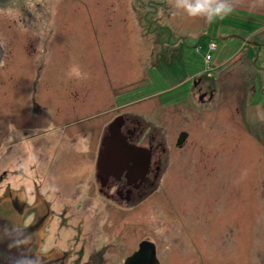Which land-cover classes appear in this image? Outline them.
<instances>
[{"label":"rangeland","instance_id":"rangeland-1","mask_svg":"<svg viewBox=\"0 0 264 264\" xmlns=\"http://www.w3.org/2000/svg\"><path fill=\"white\" fill-rule=\"evenodd\" d=\"M228 2L233 11L211 23L177 0H15L0 10V112L12 89L35 85L38 100L89 116L96 151L118 118L164 140L141 203L111 201L108 264L143 241L160 264H264V0Z\"/></svg>","mask_w":264,"mask_h":264},{"label":"flooded vegetation","instance_id":"flooded-vegetation-1","mask_svg":"<svg viewBox=\"0 0 264 264\" xmlns=\"http://www.w3.org/2000/svg\"><path fill=\"white\" fill-rule=\"evenodd\" d=\"M14 2L0 0V10ZM4 51L0 41V65ZM199 77L195 85H201ZM17 87L9 93L8 112H0V170L5 167L0 186L7 176L0 221L15 222L27 237L23 244L10 238L11 249L37 264H108L111 201L141 203L144 189L158 179L167 153L164 140L135 118H122V133L144 152L129 158L124 170L103 175L98 161L104 148H94L89 116L73 120L79 108L64 111L60 102L38 100L35 85ZM62 115L70 118L63 121Z\"/></svg>","mask_w":264,"mask_h":264},{"label":"water","instance_id":"water-1","mask_svg":"<svg viewBox=\"0 0 264 264\" xmlns=\"http://www.w3.org/2000/svg\"><path fill=\"white\" fill-rule=\"evenodd\" d=\"M120 120L118 118L111 123L108 134L103 139L104 150L101 151L98 161L99 170L103 175L124 170L130 163L129 158L139 157L144 152L142 148L128 142L127 137L121 131ZM186 137L187 133H182L178 143L181 144ZM0 225H5V222L0 221ZM10 246V238H0V264H12L16 257L22 256V253L11 249ZM156 253L154 243L143 241L139 249L128 257L124 264H160Z\"/></svg>","mask_w":264,"mask_h":264},{"label":"clouds","instance_id":"clouds-1","mask_svg":"<svg viewBox=\"0 0 264 264\" xmlns=\"http://www.w3.org/2000/svg\"><path fill=\"white\" fill-rule=\"evenodd\" d=\"M177 7L182 8L189 16H203L211 23L216 19H223L233 11L228 0H177ZM0 238H11L17 244L27 242V237L21 232L20 225L13 222L11 226L0 225ZM12 264H37L29 256H18Z\"/></svg>","mask_w":264,"mask_h":264},{"label":"built area","instance_id":"built-area-1","mask_svg":"<svg viewBox=\"0 0 264 264\" xmlns=\"http://www.w3.org/2000/svg\"><path fill=\"white\" fill-rule=\"evenodd\" d=\"M215 49H216V44H215V43H212L211 46H210V51H215ZM207 58H208V59H211V56L208 55Z\"/></svg>","mask_w":264,"mask_h":264}]
</instances>
